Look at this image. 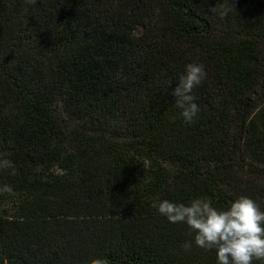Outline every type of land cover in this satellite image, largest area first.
Returning a JSON list of instances; mask_svg holds the SVG:
<instances>
[{"label":"trees","instance_id":"obj_1","mask_svg":"<svg viewBox=\"0 0 264 264\" xmlns=\"http://www.w3.org/2000/svg\"><path fill=\"white\" fill-rule=\"evenodd\" d=\"M0 153V264H218L153 205L264 211V0H0Z\"/></svg>","mask_w":264,"mask_h":264},{"label":"clouds","instance_id":"obj_2","mask_svg":"<svg viewBox=\"0 0 264 264\" xmlns=\"http://www.w3.org/2000/svg\"><path fill=\"white\" fill-rule=\"evenodd\" d=\"M232 7L234 5L231 3ZM219 12L221 16L230 11L225 4L219 3L210 9ZM206 77L203 64L189 63L184 74L179 77V82L173 90L177 97L176 105L181 111L183 120L187 123L194 122L200 111L194 102L193 89L200 85ZM0 153V170H11L15 174V164L3 158ZM13 194L10 185L0 187V194ZM161 215L170 223L186 224L194 233V243L205 250H215L218 264H253L254 260L264 261V211L253 199L239 196L224 208L214 206L208 196H200L184 203L162 200L154 204ZM185 251L192 248V242L183 244ZM85 264H109L107 258L98 257L86 261Z\"/></svg>","mask_w":264,"mask_h":264}]
</instances>
